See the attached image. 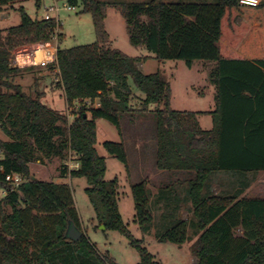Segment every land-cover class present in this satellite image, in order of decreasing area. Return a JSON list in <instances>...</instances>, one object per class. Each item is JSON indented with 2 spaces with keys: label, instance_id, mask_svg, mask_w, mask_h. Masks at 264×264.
Listing matches in <instances>:
<instances>
[{
  "label": "trees",
  "instance_id": "16d2710c",
  "mask_svg": "<svg viewBox=\"0 0 264 264\" xmlns=\"http://www.w3.org/2000/svg\"><path fill=\"white\" fill-rule=\"evenodd\" d=\"M23 1L0 0V12ZM66 3L81 4L91 13L96 41L61 48L59 23L32 18L22 5L16 8L20 22L0 30V130L7 136L0 140V187L7 191L0 198V264H115L85 236L68 185L31 174L35 150L48 158L72 153L78 166L62 165L61 176L85 178L84 190L98 224L124 234L140 254L138 264H160L124 224L118 180L105 178L106 160L95 148L96 120H108L120 133L122 115L135 110L134 95L139 97L140 110L154 105L156 167L192 174L183 199L191 204L194 218H176L156 234L157 240L182 245L191 239L187 230L193 228L194 264H264V197L240 196L243 174L264 171V0L256 6L239 0L116 3L133 47L146 49L160 62L182 60L188 66L195 60L212 62L208 80L215 88V106L211 111L174 109L163 71L144 73L138 67L139 57L110 45L104 27L106 1ZM50 40H56L57 54L48 67L57 70L67 107L74 108L71 120L42 102L43 92L32 96L14 82L24 67L13 65L11 50ZM89 99H98L99 105L87 107L84 102ZM199 114H210V128L200 126ZM102 146L127 165L122 141L105 140ZM214 172L240 177L242 187L232 194H212L209 180ZM10 173L22 174L26 181L10 190L5 181ZM164 188L152 201L146 180L130 187L134 219L143 231L153 223L154 208L166 196ZM71 226L81 232L76 240L68 236ZM235 228L243 234L234 236Z\"/></svg>",
  "mask_w": 264,
  "mask_h": 264
},
{
  "label": "rangeland",
  "instance_id": "374dc122",
  "mask_svg": "<svg viewBox=\"0 0 264 264\" xmlns=\"http://www.w3.org/2000/svg\"><path fill=\"white\" fill-rule=\"evenodd\" d=\"M106 4V16L104 27L110 36V45L122 50L129 56L139 57V65L144 73H152L161 70L168 78L171 87V106L177 110L206 111L213 108L215 104V88L209 83L208 69L212 62L203 60L193 61L191 66L186 65L182 60H167L160 62L144 48L133 47L128 40L125 20L119 9L117 2L121 1H142V0H104ZM174 1V0H173ZM197 1V0H184ZM213 1V0H210ZM22 5L25 11L32 17L41 19L49 6H57L56 13L50 12L51 16L59 23L56 31L60 34L59 47L69 48L77 45L89 44L96 41V33L91 13L83 10V5L77 4L73 9L68 8L66 0H39L37 5L35 0H25L8 6L6 10L0 12V30L4 31L12 25L20 22L19 11L16 8ZM40 42V41H37ZM20 45L11 50L10 61L14 54L25 51L33 43ZM14 82L19 83L22 89L35 96L36 92L42 93L41 101L61 112H64L68 120L72 119L74 108H68L62 88L58 83L57 70L49 67L34 66L24 67ZM134 94L136 88L131 83ZM132 106L135 108L130 113H124L121 117V131L104 118L96 120V143L95 148L100 156L106 160V179L117 178L119 183V210L124 224L130 234L135 239L142 240V246L158 260L160 264H193V255L190 245L196 239L193 234L194 229L187 230L190 240L182 245L165 241L159 242L156 234L166 229L174 223L175 219L183 218L192 220L191 204L183 199L185 195L186 181L192 174L181 171H163L156 167V124L153 115L154 105L151 110H140V101L137 95L132 97ZM84 102V101H83ZM87 107L99 105L98 99L85 100ZM79 103L75 104L77 111ZM90 113L88 112V115ZM201 127L211 126L209 117L200 116L198 118ZM7 136L0 130V140H6ZM111 140L125 145L127 154V165L110 155L102 146V142ZM34 158L30 161V172L33 176L44 181L65 183L71 190L76 209L79 214L82 230L94 245L96 251L110 258L115 264H138L141 260L136 247L130 240L115 229H103L98 224L94 209L89 202L85 187L87 182L84 177L61 176L60 169L66 165L68 169L74 167V155L70 152L64 158L46 157L43 153L35 150ZM247 179L251 187L247 195L264 196V173H248ZM141 180H146L152 192V201L160 187H165L163 199L153 211V223L147 231H143L134 219L135 209L130 187ZM181 180L183 184L180 183ZM210 184L219 183L223 189L220 193H234V189L242 182L240 177L231 173H216L211 177ZM171 185V186H170ZM173 185V186H172ZM212 187V185H210ZM177 192L175 194V190ZM170 191L172 192L170 194ZM174 192V193H173ZM170 194V195H169ZM2 197L0 189V198ZM154 204V205H155ZM179 204L177 209L175 207ZM175 209V210H174ZM233 230L234 236L237 230Z\"/></svg>",
  "mask_w": 264,
  "mask_h": 264
},
{
  "label": "built area",
  "instance_id": "2783aa9c",
  "mask_svg": "<svg viewBox=\"0 0 264 264\" xmlns=\"http://www.w3.org/2000/svg\"><path fill=\"white\" fill-rule=\"evenodd\" d=\"M261 0H239V2L243 5L248 6H256L260 3ZM68 8L73 9L74 6H69ZM58 10L57 6H49L46 9V13L42 16L43 19H54L51 16L50 12L56 13ZM55 20V19H54ZM56 23L57 20H55ZM54 41H45V42H37L33 43L27 48L25 51H21L19 53L14 54L12 63L17 67H28V66H42L48 67L49 64L56 62V54H57V44ZM2 157V150L0 148V159ZM74 167H77L78 164L73 163ZM5 181L10 186V190L17 189L21 184H23L26 179L22 174L19 173H10L6 174ZM1 194L4 196L7 191L5 188H1Z\"/></svg>",
  "mask_w": 264,
  "mask_h": 264
},
{
  "label": "crops",
  "instance_id": "0c3cea01",
  "mask_svg": "<svg viewBox=\"0 0 264 264\" xmlns=\"http://www.w3.org/2000/svg\"><path fill=\"white\" fill-rule=\"evenodd\" d=\"M166 1H169V0H166ZM174 1H178V0H174ZM138 67L141 69L142 68V65H139V63H138ZM213 86V85H212ZM214 87V86H213ZM215 90V89H214ZM48 105V104H47ZM95 106H97V105H95ZM214 106H215V104H214ZM214 106H213V108H211V109H208V110H206V111H211V110H213L214 109ZM197 111V110H196ZM200 116H206V117H209L210 118V120H211V116H210V114H199L198 115V118L200 117ZM199 121V120H198ZM200 124V123H199ZM212 124V123H211ZM201 126V125H200ZM208 127L206 128V127H202V128H205V129H208V128H210L211 126L210 125H207ZM257 172H261V173H264V171H257ZM216 173H226V172H214V173H212L211 174V176H210V180H211V177L214 175V174H216ZM248 173H254V172H248ZM248 173H245V174H243V192L241 193V195L240 196H247V197H264V196H259V195H254V196H251V195H247V191L249 190V188L251 187V183L249 182V180L247 179V174ZM209 180V181H210ZM209 184H210V182H209ZM210 185H212V187L210 186V189H211V192H212V194H219L220 193V191L223 189V187H222V185L221 184H219V183H214V184H210ZM242 186H237L235 189H234V192H235V190H238V189H240ZM191 207V206H190ZM191 209V212H192V207L190 208ZM182 220H184V217L183 218H181ZM241 232H242V230L239 228L238 230H237V234L236 235H240L241 234ZM193 255V254H192ZM195 260H196V258H195V256L193 255V264H194V262H195Z\"/></svg>",
  "mask_w": 264,
  "mask_h": 264
},
{
  "label": "water",
  "instance_id": "95a60500",
  "mask_svg": "<svg viewBox=\"0 0 264 264\" xmlns=\"http://www.w3.org/2000/svg\"><path fill=\"white\" fill-rule=\"evenodd\" d=\"M68 236L74 240L78 239L79 236L81 235V232L79 230H77L74 226H71L68 229Z\"/></svg>",
  "mask_w": 264,
  "mask_h": 264
}]
</instances>
